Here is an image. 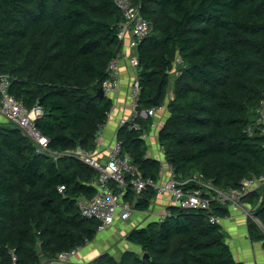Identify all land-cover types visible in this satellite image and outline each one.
<instances>
[{"label": "trees", "instance_id": "1", "mask_svg": "<svg viewBox=\"0 0 264 264\" xmlns=\"http://www.w3.org/2000/svg\"><path fill=\"white\" fill-rule=\"evenodd\" d=\"M130 1L151 24L137 48L138 110L154 108L160 86L162 107L173 87L170 116L158 133L169 166L180 180L200 174L223 190L261 177L264 126L256 120L264 100V0ZM122 18L115 0H0V72L10 77L9 93L18 102L43 109L36 127L50 150L96 149L113 108L98 91L121 49ZM178 57L184 66L173 75ZM151 121L139 118V129L124 125L117 139L145 178L159 180L161 161L149 156L143 138ZM98 176L73 158L54 160L17 126L0 123V264L55 261L94 241L101 222L83 217L77 203L94 197ZM156 198L152 188L136 195L129 183L124 200L148 211ZM242 203L264 227V186ZM228 205L170 204L165 220L128 234L140 252L120 259L104 253L83 264H243L221 225L211 221L228 216ZM249 232L253 241H264V228L250 219Z\"/></svg>", "mask_w": 264, "mask_h": 264}, {"label": "built area", "instance_id": "2", "mask_svg": "<svg viewBox=\"0 0 264 264\" xmlns=\"http://www.w3.org/2000/svg\"><path fill=\"white\" fill-rule=\"evenodd\" d=\"M115 4L123 17L118 26V40L121 49L108 66V78L103 82L102 89L106 96L119 89L121 83L120 61L127 59L136 78L132 82L130 95L131 115L119 122V128L126 124H132L133 128L139 129L137 120L141 117L154 120L157 111L162 108L167 109L168 102L173 95L170 97V94H168L162 107H154L143 112L138 110L141 87L138 80L139 59L137 48L150 34L151 24L142 17L138 6H135L130 0H115ZM181 66H184V60L178 57L174 63L172 74L179 75ZM10 85V77L0 72V114L8 122L21 129L34 142L38 151L45 152L54 160L60 157H70L98 172V178L91 184L96 188L94 197L90 199L81 198L77 205L83 217L96 219L101 222L100 231L112 226L117 219L129 220L137 211L124 200L129 183H131L136 195L140 196L148 188H152L156 191L157 197L168 196L170 204L183 208L210 210L212 202L227 205L239 204L245 209L248 219L254 220L262 229L264 228L261 221L256 218L253 208L248 204L242 203L244 197L264 186V174L259 178L244 179L240 187L236 189L223 190L216 187L211 181L204 180L200 174L194 175L187 180H180L167 161L165 162L167 165H163L161 162L159 180L145 178L139 169L133 165L130 155L122 154L121 142L118 140L105 161L100 160L95 152L87 151L83 148L62 152L50 150L48 148L49 139L36 127V122L44 116L43 109L39 106L27 109L10 95ZM257 114L259 116L256 120L257 125L264 126V100L261 102ZM112 115L113 109L108 113V119ZM101 133L102 130L98 133L96 143H98ZM147 137L148 133L146 132L143 134V138L146 140ZM128 180H130L129 183ZM190 183L196 184L197 187L188 191L185 187ZM64 189L62 187L60 191L62 192ZM166 217L167 214L164 212L160 215L159 221L165 220ZM211 221L216 222L218 218L212 217ZM79 250L80 248L63 252L58 255L55 262L67 264L70 258L76 255Z\"/></svg>", "mask_w": 264, "mask_h": 264}, {"label": "crops", "instance_id": "3", "mask_svg": "<svg viewBox=\"0 0 264 264\" xmlns=\"http://www.w3.org/2000/svg\"><path fill=\"white\" fill-rule=\"evenodd\" d=\"M121 83L117 91L107 95L113 102V115L108 119L102 128V133L93 151L105 161L109 152L117 142L119 122L131 115L130 95L132 82L136 78L129 61H120ZM168 109H160L149 124L147 130L148 154L151 158L160 160L163 165H167L165 155L158 143V133L169 118ZM7 120L0 114V123ZM155 126V127H154ZM197 175V174H196ZM170 206L168 196L157 197L152 208L148 211H136L133 216L123 221L117 219L116 222L100 231L94 241L81 248L76 255L70 258L67 264L88 263L104 253H109L116 259H120L126 251L140 252V248L127 239L128 234L136 228L145 227L151 222L159 221L161 214L167 211ZM229 215L218 218L223 232L226 235L227 243L230 246L233 256L237 262L243 264H264V241H253L249 232V219L242 205L229 204ZM42 264H59L55 261H44Z\"/></svg>", "mask_w": 264, "mask_h": 264}, {"label": "water", "instance_id": "4", "mask_svg": "<svg viewBox=\"0 0 264 264\" xmlns=\"http://www.w3.org/2000/svg\"><path fill=\"white\" fill-rule=\"evenodd\" d=\"M160 95H161V86L159 87L156 95L152 99V103H153V105H154L155 108H158L159 107V98H160ZM98 96H100V97H104L105 96L104 90L102 88L99 89ZM144 258H149L148 254H144Z\"/></svg>", "mask_w": 264, "mask_h": 264}, {"label": "rangeland", "instance_id": "5", "mask_svg": "<svg viewBox=\"0 0 264 264\" xmlns=\"http://www.w3.org/2000/svg\"><path fill=\"white\" fill-rule=\"evenodd\" d=\"M172 77H174L173 75H172ZM169 94H170V97H171V95H173V87L171 86V88H170V92H169Z\"/></svg>", "mask_w": 264, "mask_h": 264}]
</instances>
